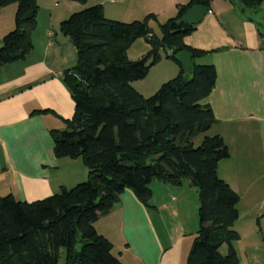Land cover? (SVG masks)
Returning <instances> with one entry per match:
<instances>
[{
    "label": "trees",
    "instance_id": "trees-1",
    "mask_svg": "<svg viewBox=\"0 0 264 264\" xmlns=\"http://www.w3.org/2000/svg\"><path fill=\"white\" fill-rule=\"evenodd\" d=\"M68 1L83 5L87 0ZM210 1L177 4L176 14L158 24L159 35L149 23L156 20L154 13L121 22L105 17L100 4L84 6L59 22L57 30L74 44L77 61L61 72L74 111L64 129L49 130L52 152L56 158L80 159L87 178L33 201L0 195V264H59L62 248L63 264H122L94 223L124 189L151 207L152 181L179 185L183 180L197 189L199 201V226L186 264H238L232 243L239 234L232 226L239 195L217 174L229 150L221 136L205 134L215 118L202 100L214 87L216 71L212 64L197 62L206 51L184 43L195 25L180 21L189 7L208 8ZM232 1L240 12L264 4ZM8 4H15L14 29L2 38L0 65L25 58L36 27V0H0V8ZM138 38L149 49L129 60L127 50ZM161 49L174 62L172 54L189 51L191 77L180 69L143 96L130 83L147 75ZM223 244L227 252L221 255Z\"/></svg>",
    "mask_w": 264,
    "mask_h": 264
},
{
    "label": "crops",
    "instance_id": "crops-1",
    "mask_svg": "<svg viewBox=\"0 0 264 264\" xmlns=\"http://www.w3.org/2000/svg\"><path fill=\"white\" fill-rule=\"evenodd\" d=\"M150 1L132 6L129 0H87L83 5L68 0H36L31 51L23 59L0 65V195L33 201L87 178L80 159L56 158L52 152L49 130L64 129V121L74 111L61 72L77 61L74 44L57 30L59 22L94 4H100L104 16L110 19L124 20L139 12L146 15L155 12ZM174 2L176 10L177 4L187 1ZM14 13L15 4L0 8V45L3 36L14 29ZM261 28V23L254 24L232 0H211L202 20L184 38L186 45L206 51L198 58L199 63L215 68L214 87L202 100L215 118L207 133L221 136L228 147L229 157L218 162L217 174L238 193L239 201L242 196L255 195L248 174L255 172L257 160L264 165ZM144 47L149 48L146 42ZM170 67L174 73L181 69L176 62ZM151 87H156L155 82ZM149 186L151 207L141 204L130 189H124L105 218L117 223L123 232L98 233L111 241L112 250V236L120 239L115 256L122 264H186L195 232H182L180 225L176 229L181 232H169L165 220L168 224L178 215L180 198L190 184L184 180L179 185L152 181Z\"/></svg>",
    "mask_w": 264,
    "mask_h": 264
},
{
    "label": "rangeland",
    "instance_id": "rangeland-1",
    "mask_svg": "<svg viewBox=\"0 0 264 264\" xmlns=\"http://www.w3.org/2000/svg\"><path fill=\"white\" fill-rule=\"evenodd\" d=\"M129 4L132 6L139 5L143 0H129ZM185 1V0H184ZM188 1V0H186ZM72 4H79L74 1ZM149 2V0H146ZM174 0H151L150 5L154 9V14L156 16L155 21H150V25L153 31L159 35L158 24L163 23L170 17L176 14L174 10ZM169 5V7H168ZM244 16L246 15L253 23L256 25L262 24L264 29V4L259 6L256 10L251 8H245ZM145 14L142 12L135 13L134 17L125 18L120 20L116 18L115 20L121 22H130L133 20H141ZM145 41L142 38H138L135 43H133L127 50V57L129 60H137L142 57L146 52ZM160 60L154 64V67H150L147 75L139 80L132 81L131 86L137 91L141 90L145 93L143 96L152 95L158 87L165 81L174 77L177 73L172 72V64L175 62L170 58H166L165 52L161 49ZM142 55V56H141ZM198 62V61H197ZM199 63V62H198ZM188 77L191 74L188 73ZM156 84V87L152 89V83ZM151 89V90H150ZM205 134H208L207 132ZM202 135L197 136L194 139V145H198ZM248 175L252 177V186L255 187V195L242 196L241 200L237 205L238 217L234 221L232 228L239 234V239L232 243L234 250L237 253L239 262L238 264H264V165L262 160H257L255 164V172H251ZM220 177V176H219ZM188 181V180H184ZM81 182V181H80ZM191 186V185H190ZM185 186L186 193L183 194V199L180 198L181 207L178 208V215L175 216L174 220H165L166 230L169 232H181L177 228L183 229L182 232H195L198 229V193L195 187ZM72 186H69L70 188ZM185 198V199H184ZM107 215L102 216L98 222L94 223V227L97 232H123L121 228L118 229L117 223H110V220L105 219ZM103 218V219H102ZM160 224V222H159ZM120 227V226H119ZM157 231L162 232L160 227L157 226ZM194 235V234H193ZM195 236V235H194ZM192 236V238L194 237ZM114 241V248L112 250L113 255H116L117 249L119 248V238L112 236ZM78 246V245H77ZM227 244H223L219 248V253L221 255L226 254ZM127 261V257H124ZM59 264L64 263V249L60 250V257L58 260Z\"/></svg>",
    "mask_w": 264,
    "mask_h": 264
},
{
    "label": "water",
    "instance_id": "water-1",
    "mask_svg": "<svg viewBox=\"0 0 264 264\" xmlns=\"http://www.w3.org/2000/svg\"><path fill=\"white\" fill-rule=\"evenodd\" d=\"M238 4H241L240 0H236ZM208 8L202 5H192L189 7L180 17V21L196 25L199 23ZM172 58L180 65L184 73H189L193 69L192 54L187 50H182L172 54Z\"/></svg>",
    "mask_w": 264,
    "mask_h": 264
}]
</instances>
